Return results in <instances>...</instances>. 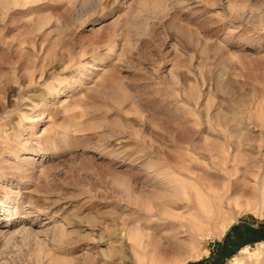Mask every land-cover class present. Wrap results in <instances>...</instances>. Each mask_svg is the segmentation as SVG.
Here are the masks:
<instances>
[{
	"label": "rangeland",
	"instance_id": "obj_1",
	"mask_svg": "<svg viewBox=\"0 0 264 264\" xmlns=\"http://www.w3.org/2000/svg\"><path fill=\"white\" fill-rule=\"evenodd\" d=\"M0 264H264V0H0Z\"/></svg>",
	"mask_w": 264,
	"mask_h": 264
},
{
	"label": "water",
	"instance_id": "obj_2",
	"mask_svg": "<svg viewBox=\"0 0 264 264\" xmlns=\"http://www.w3.org/2000/svg\"><path fill=\"white\" fill-rule=\"evenodd\" d=\"M235 225H245V224H244V223H237V224H235ZM235 225L230 226L229 229H228V231H230L232 228H234ZM248 226H249V225H248ZM249 227H251V228H255L254 226H251V225H250ZM227 234H228V232H226V233L224 234V236H223V240L226 238ZM222 247H223V244H222Z\"/></svg>",
	"mask_w": 264,
	"mask_h": 264
},
{
	"label": "bare ground",
	"instance_id": "obj_3",
	"mask_svg": "<svg viewBox=\"0 0 264 264\" xmlns=\"http://www.w3.org/2000/svg\"><path fill=\"white\" fill-rule=\"evenodd\" d=\"M185 226V225H184ZM185 228V227H184ZM187 228V227H186ZM176 248V247H175ZM168 250V249H167Z\"/></svg>",
	"mask_w": 264,
	"mask_h": 264
}]
</instances>
